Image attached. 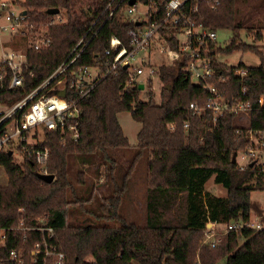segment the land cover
<instances>
[{"label":"trees","instance_id":"1","mask_svg":"<svg viewBox=\"0 0 264 264\" xmlns=\"http://www.w3.org/2000/svg\"><path fill=\"white\" fill-rule=\"evenodd\" d=\"M109 1L30 0L32 21H44L48 10L59 9L61 22L49 29V49L30 52L25 85L9 91L0 84V103L19 102L47 79ZM237 1L220 0L217 10L212 9L211 0L190 3L192 8L198 6L204 27L233 32L229 46L218 48V53L231 55L240 50L261 58V65L254 68L214 62L215 76L210 80L224 101L251 105L249 126H238L239 117L229 112L215 123L210 111L193 115L190 105L205 106L210 94L178 68L161 70L162 89L155 92L161 99L159 104L154 93L138 87L126 89L125 69L108 76L78 104L80 117L72 122L77 121L81 130L80 146L62 144L60 131L46 133L44 145L51 152L47 176H54L52 183L44 180L40 167L31 159L25 158L18 165L14 154L0 152V166L8 176L7 184L0 186V228L8 230L5 243L0 245V264H18L10 259L12 251L19 252L24 264H36L31 253L44 237L49 246L65 255V264H264V229L229 232L216 248L202 240L208 222H249L254 209L252 192L264 191V170L252 164L242 170L238 163L239 152L250 146L249 133L264 131V48L246 44L239 36L244 30L257 41L264 40V17L263 21L253 18L264 9V0L254 6L252 17V12L239 11ZM129 2L125 0L99 30L78 65L94 64L109 48L113 36L121 40L122 47L133 48L130 33L138 29V21L130 22L124 15ZM241 68L249 71L244 79L237 75ZM144 94L147 100L142 99ZM122 113H130L141 124L138 159L146 153L149 156L146 223L141 227L129 223L119 212L138 161L126 160L124 152L131 146L118 120ZM122 157L125 162L121 166ZM77 165L80 168L75 171ZM212 178L227 190L226 197L206 190ZM100 180L104 185L96 184ZM106 190L112 193L106 196L102 192ZM96 200L98 208L89 211L86 205ZM71 206H79L94 219H81L83 212ZM41 219L54 231L53 237L47 231L30 229ZM22 220L28 231L17 230ZM95 220L119 226L99 225Z\"/></svg>","mask_w":264,"mask_h":264},{"label":"built area","instance_id":"2","mask_svg":"<svg viewBox=\"0 0 264 264\" xmlns=\"http://www.w3.org/2000/svg\"><path fill=\"white\" fill-rule=\"evenodd\" d=\"M29 1L0 0V84L9 91L25 85L30 52L49 49L52 45L49 29L61 22L59 14L47 15L44 21H32L28 14ZM124 1L110 0L65 61L24 99L13 105L0 103L4 108L0 112V152L15 154V150L21 151L24 159L34 161L40 167L41 175L47 176L51 152L44 145L46 133L60 131L62 144L71 142L80 146L81 130L77 121L72 122L80 117L79 102L104 79L117 75L121 69L128 72V79L124 84L126 89L143 86V92L155 93L162 89L161 70L178 68L210 94V100L205 106L190 105L193 115L201 116L210 111L214 123L226 112L239 119L250 117V104L224 101L210 83L215 76L214 62L218 63L215 59L218 53V35L216 31H210L200 23L198 6L192 8L191 1L198 3L201 0H138V18L134 16L137 14V4L129 5L123 10L127 20L138 21V29L130 33L133 48L128 50L122 47L121 40L113 36L109 40V48L103 55L97 56L94 64L78 65L79 58L99 30ZM211 2L212 9L217 10L220 0ZM140 5L146 7L147 11H140ZM107 14V18L95 31L97 24ZM248 74L249 71L245 68L237 70V75L242 79ZM64 91L66 94L62 96ZM260 103L263 104L262 98ZM185 127L188 128L189 124ZM249 140L250 146L244 152L249 164L264 170V131H251ZM248 165L239 164L242 170ZM20 225L24 226L23 220ZM220 226H225L226 233L264 229L260 222L252 223L250 220L246 223L241 219L229 225L208 222V238L204 244H209L212 248L218 246L221 238H218L216 230ZM34 229L42 233L47 231L53 237L54 231L45 227L44 220H39ZM7 231L0 228V245L5 243ZM31 257L36 264H65V255L58 252L56 247L49 246L45 237L42 243L35 245ZM10 259L24 264V258L17 251L10 253Z\"/></svg>","mask_w":264,"mask_h":264},{"label":"rangeland","instance_id":"3","mask_svg":"<svg viewBox=\"0 0 264 264\" xmlns=\"http://www.w3.org/2000/svg\"><path fill=\"white\" fill-rule=\"evenodd\" d=\"M257 4H259V0H238L237 8L239 9V11H241L242 14H247V13L252 12L251 13V17H252L254 6ZM139 9L142 12L147 11L146 7H144L143 5H140ZM62 15L65 16L64 13H62ZM134 16L138 18V5H137V14H135ZM263 17H264V9H259L258 13L255 14L253 18H255L254 20L256 21L257 20L263 21ZM253 18H252V22H253ZM217 35H218V39H217L218 48L220 47L226 48L227 46H229L234 36L233 32L230 30H218ZM239 36L241 38V41L246 44L264 48V40L259 42L254 37H252V35H248L247 32L244 30L240 32ZM215 59L219 63L226 64L230 67H239L241 65H244L249 68H254V67H259L261 65L260 57L252 53H244L240 50L234 51L231 55H223V54L217 53L215 56ZM137 63H138V60H137ZM141 97L143 100H147V97L145 96V94ZM153 99L157 104H159L161 101L159 96L155 95V93L153 94ZM3 110L4 108L0 106V112H2ZM118 120L131 146L129 150L124 152L126 156V160L132 161L136 158L138 159L137 155L139 153V150L137 149V146H138L137 137L141 130V124L136 122L132 118L130 113L119 114ZM249 123H250L249 116L248 117L244 116L243 119L237 120L238 126L248 127ZM245 154L246 153H244L243 151L239 152L238 163L242 166L249 164V160L246 158ZM14 160L18 165H22L24 163V155L22 154L21 151L15 150ZM123 161L124 159L122 157L121 162H120L121 166L125 162ZM148 162H149V156L147 155V153L140 156V158L138 159L133 169L130 181L128 182V186H129L128 192L127 194L123 196V199L119 207V212L121 213V215H123L127 219L129 223H135L140 227L145 226V223H146L147 190L149 187ZM125 167L127 168L128 166H125ZM79 168H80V165H77L75 168V171L78 170ZM90 177H92V175H90ZM103 180H100L99 183L96 182V184L98 186L104 185L102 184ZM7 182H8V176L5 172V169L0 166V186H5ZM113 184L114 183L112 182L111 185ZM120 185L122 186L123 184L119 183V186ZM102 187H101V190H102ZM206 190L213 192L218 197L224 198L227 196V190L223 186L215 184L213 178L207 183ZM112 191H114L113 187H112ZM112 191L106 190L102 192H105L106 196H108L112 193ZM251 202L253 203L254 209L251 213L250 221L252 223L260 222L262 225H264V191L252 192ZM86 208L89 209V211L90 210L95 211L98 208V201L96 200V201H93L91 204H87ZM73 209L75 210L80 209L83 212V216L80 217L83 220L87 218L94 219V217H92L91 215L85 214L84 210L79 208V206H75L72 208V210ZM80 218L78 220H80ZM72 219H73V216L70 217V221H72ZM94 223L99 224V225H111L113 227L119 226L117 223L108 224V222L104 220H95ZM23 227L24 226L20 225V228H21L20 230L22 231L29 230L28 228H26L27 230H24L25 228ZM30 229L33 230L34 228H30ZM206 233H207V230L205 229L203 232L204 239H202L203 244H204L205 239L208 238ZM216 233L218 235V238L222 239V237H224L227 234L225 232V226L218 227L216 230ZM53 236H54V233H53Z\"/></svg>","mask_w":264,"mask_h":264},{"label":"water","instance_id":"4","mask_svg":"<svg viewBox=\"0 0 264 264\" xmlns=\"http://www.w3.org/2000/svg\"><path fill=\"white\" fill-rule=\"evenodd\" d=\"M137 2H138V0H130V2H129V5L130 6H135L136 4H137ZM60 13V10L59 9H50V10H48L47 11V15H51V16H53V15H58ZM26 14V13H25ZM143 86H140V90H143ZM65 94H66V92L64 91V92H62V96H65ZM10 154H12V152H9ZM235 160H236V158L234 157V162H235ZM252 166H253V164H252ZM46 182H48V183H52L53 181H54V176H52V175H49V176H45V179H44Z\"/></svg>","mask_w":264,"mask_h":264}]
</instances>
